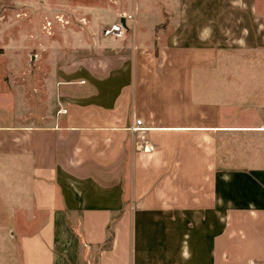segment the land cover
<instances>
[{
  "label": "crops",
  "instance_id": "crops-1",
  "mask_svg": "<svg viewBox=\"0 0 264 264\" xmlns=\"http://www.w3.org/2000/svg\"><path fill=\"white\" fill-rule=\"evenodd\" d=\"M124 14L99 55L43 36L36 86L32 28L0 54V264H264V0Z\"/></svg>",
  "mask_w": 264,
  "mask_h": 264
},
{
  "label": "rangeland",
  "instance_id": "rangeland-1",
  "mask_svg": "<svg viewBox=\"0 0 264 264\" xmlns=\"http://www.w3.org/2000/svg\"><path fill=\"white\" fill-rule=\"evenodd\" d=\"M133 0H0V54L9 56L14 53V47L9 46L10 39L17 34L18 40L22 41L19 35L25 27L32 28L30 44L27 47L19 43L16 52L25 56L28 60L26 70H30L32 83L41 84L44 82L45 74L56 67V63H51V57L56 56V47L50 45L41 47V38L50 36L52 42L59 39L63 48L57 51L59 58L62 53L70 59L73 55L79 58L90 55H99L105 38L102 35L103 29L109 26L111 19L123 11H127ZM92 7L102 8V12L97 16L96 26L89 23L93 20L88 10ZM88 23V24H86ZM48 24L51 27H48ZM48 27V28H47ZM14 28L16 30L14 31ZM264 32V31H262ZM46 34V35H45ZM80 35V43L74 39ZM44 38V37H43ZM54 40V41H53ZM12 49V51H11ZM232 49V48H226ZM242 49H247L243 47ZM260 49V48H257ZM261 53V52H260ZM264 53V51H262ZM34 58L33 63L31 58ZM3 65L8 66L6 62ZM226 67L232 64L226 63ZM264 68V64H259ZM41 89L40 87H35Z\"/></svg>",
  "mask_w": 264,
  "mask_h": 264
},
{
  "label": "built area",
  "instance_id": "built-area-1",
  "mask_svg": "<svg viewBox=\"0 0 264 264\" xmlns=\"http://www.w3.org/2000/svg\"><path fill=\"white\" fill-rule=\"evenodd\" d=\"M124 23H123V21ZM134 21L133 15H127L124 14L119 20H117L115 23H113L110 26H107L103 29L102 35L104 38L107 39H122L126 36L128 31L130 30L129 22ZM48 27H51L50 24H48ZM47 27V28H48ZM35 58V57H34ZM142 120H137L136 127L132 128V132L136 133L137 136L140 138V140L145 141L144 133L146 132L145 128H141ZM144 152L149 153L152 150H154V147H152L148 142L145 141V144L141 146Z\"/></svg>",
  "mask_w": 264,
  "mask_h": 264
}]
</instances>
